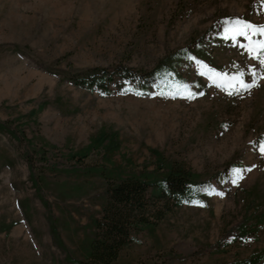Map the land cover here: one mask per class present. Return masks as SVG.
<instances>
[{"label":"rangeland","instance_id":"obj_1","mask_svg":"<svg viewBox=\"0 0 264 264\" xmlns=\"http://www.w3.org/2000/svg\"><path fill=\"white\" fill-rule=\"evenodd\" d=\"M237 18L264 25V0H0V122L22 123L23 138L0 133V264L87 262L110 186L90 171L153 172L156 149L200 177L205 206L164 207L115 264H243L264 252V80L228 95V81L217 87L208 73L264 75L246 38H225ZM183 51L195 59L175 66L204 93L196 99L153 86L137 95L142 82L119 75L107 92L72 82L116 65L139 77ZM114 132L118 151L96 146ZM234 168L252 170L234 185Z\"/></svg>","mask_w":264,"mask_h":264},{"label":"trees","instance_id":"obj_2","mask_svg":"<svg viewBox=\"0 0 264 264\" xmlns=\"http://www.w3.org/2000/svg\"><path fill=\"white\" fill-rule=\"evenodd\" d=\"M233 21V20H232ZM259 35L253 37V40ZM242 37V36H241ZM245 38V37H243ZM264 41V36H262ZM193 57L186 51L168 56L157 64L149 73H142L139 77L132 74V71L120 65L109 66V68H94L85 71L78 78L72 81L77 87H84L89 90L100 89L108 91V86L119 75L123 80H135L142 82V88L132 89L133 93L150 94V87L158 89V96L161 92L174 91L175 86L184 84L182 77L177 72L175 63L183 59ZM46 105H41L38 111H33L27 118L34 120L36 114L44 110ZM20 122V121H18ZM26 125V124H25ZM22 123L13 125L8 122H0V133L8 134L11 138L23 140L18 136V130ZM99 148H104L109 153L119 150L121 143L117 133H102L97 139ZM30 142L27 141L29 146ZM90 146L84 152L74 157L82 162L96 150ZM150 155L156 166L155 171L148 170L137 173L136 171L127 176L124 174L114 175L103 170H91L90 173L99 175L110 184L107 195L108 199L103 206V217L100 220H93L91 226L94 230V237L89 244L87 262L75 260L72 257L70 264H115L120 254L133 243L135 236L144 231L156 228L162 221L170 207L182 205H195L201 198L202 183L200 177L190 170H186L179 164L167 163L159 150H151ZM40 156H43L40 154ZM126 165H130L127 162ZM159 203H164L162 208H156ZM241 234L244 233L240 232ZM243 264H264V252L252 257Z\"/></svg>","mask_w":264,"mask_h":264},{"label":"snow or ice","instance_id":"obj_3","mask_svg":"<svg viewBox=\"0 0 264 264\" xmlns=\"http://www.w3.org/2000/svg\"><path fill=\"white\" fill-rule=\"evenodd\" d=\"M228 27L225 28V38H231L235 39L237 37H245L249 41L248 45V51L249 53H255L256 58L264 57V41L260 40H253V37L256 35L264 36V25H254L249 21L242 20L240 18H237L233 21H228ZM192 59H195V57H192ZM261 63L264 64V58H261ZM204 67H207L205 65ZM209 79L212 80V83L216 85L217 87L220 86L219 83H217L218 80L228 81L229 88L232 89L228 91V95H240L242 92H249L251 93V90L255 87H258V80H264V75L256 77L255 73L253 74V80L251 83L246 82L244 79V74L239 73L237 75L228 76L227 73H220L216 72L212 69H208ZM200 75H206L205 72H201ZM234 82V83H233ZM184 93H187L185 96ZM137 95H143V93H136ZM160 95L162 96H168L173 99H175L178 95L185 99H196L197 95L203 96L204 93H195L191 91L189 86L187 84H180L176 86L175 91H169L167 93L161 92ZM260 152L264 154V146L260 148ZM251 168L241 169V168H234V178L231 180V183L234 185H237L240 180L244 178L243 173L244 172H250ZM215 195L223 196L224 193L221 192H215ZM198 206H205L202 203L198 202Z\"/></svg>","mask_w":264,"mask_h":264}]
</instances>
